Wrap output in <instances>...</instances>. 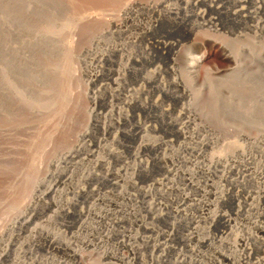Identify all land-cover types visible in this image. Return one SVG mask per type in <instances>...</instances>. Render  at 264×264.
Listing matches in <instances>:
<instances>
[{"label": "rangeland", "instance_id": "obj_1", "mask_svg": "<svg viewBox=\"0 0 264 264\" xmlns=\"http://www.w3.org/2000/svg\"><path fill=\"white\" fill-rule=\"evenodd\" d=\"M86 1L0 0V86L5 84L2 51L5 48L22 51L17 52L21 62L19 86L15 92L10 89V98H0V226H5L6 220L7 224L12 222L9 207L26 198L36 177L44 179L41 191L56 180L59 199L55 207L48 206L52 198L37 192L41 203L33 215L32 225L20 229L14 226L7 235H1L0 252L9 240L11 245L9 256L0 264H264V246L259 240L249 239L250 249L244 251L242 241L234 239L235 234L264 239L257 231V226H264V217L260 214L264 210V137L256 147H251L245 135L239 133L211 134L200 129L198 134H191L199 122L189 108L190 98L173 97L162 90L166 86L169 90L175 89L170 83L184 80L190 55L199 57L196 70L199 80L207 71H228L234 64L222 58L219 45L233 42V46L236 41L237 46L241 44L239 57L244 62L239 67L247 70L244 72L241 68L239 86L215 91L221 93L222 89V93L234 95L233 99L237 97L234 101L239 99L240 110L233 111L219 98L223 113L220 115L225 120L229 118L228 123L247 118L254 98L264 103L261 37L264 0H166L163 4L159 0H132L135 5L131 10L121 8L127 0ZM102 20L107 23L103 24ZM250 41L257 45L256 50L263 46L259 50L262 56L258 57L260 52L248 45ZM249 65L255 67L253 74H249L252 72ZM248 70L250 78H246ZM260 77L263 79L259 80ZM255 78L263 84L257 82L261 85L258 86ZM198 83L192 86L191 93H198L202 103L211 89L207 84ZM259 91H263L262 97ZM87 112L103 122L104 129L92 126L72 158L57 160L55 155L74 139ZM166 118L177 121L176 126L184 134L178 136L164 123ZM123 130L136 135H126ZM206 140L211 141L209 147L201 143ZM227 141L241 146L245 156L239 157L235 152L231 155L229 150L237 146L230 148ZM150 144L155 149H149ZM216 146L224 151L229 148L228 157L236 159L231 164L233 174L223 172L222 167L208 171L207 158ZM189 147H195L193 154L184 150ZM158 157L165 160L160 165L154 161ZM97 159L101 162L96 163ZM142 166L146 173L137 169ZM57 170L66 173L62 179L52 176ZM89 171L102 177L87 176ZM191 171L193 177L189 174ZM188 179L198 189L192 188ZM114 180L118 182L117 187L111 185ZM229 180L233 182L230 184ZM81 189L87 194L78 193ZM230 189L238 197L235 204L226 201L208 208L206 204L214 203L222 191ZM185 193L189 196L187 200ZM238 205L244 208L245 214H236L234 208ZM63 208L74 213H63ZM218 209L231 220V230L222 223L209 222L211 212ZM78 212L80 216L76 215ZM100 215L104 218H99ZM35 224L45 226L49 235H58L63 243L69 244V249L57 248L48 243V238L35 233L32 238L30 233ZM226 239L234 243L224 245ZM72 250H76L77 256ZM221 254H230L232 261L223 260Z\"/></svg>", "mask_w": 264, "mask_h": 264}, {"label": "bare ground", "instance_id": "obj_2", "mask_svg": "<svg viewBox=\"0 0 264 264\" xmlns=\"http://www.w3.org/2000/svg\"><path fill=\"white\" fill-rule=\"evenodd\" d=\"M115 1V0H114ZM118 1V0H117ZM142 1V0H141ZM166 0H159V3L160 4H163L164 2H165ZM194 1H199V0H194ZM200 1H207V0H200ZM17 2V1H16ZM71 2V1H70ZM85 2H87L86 0H85ZM101 2H102V0H101ZM263 2V1H262ZM135 2H133L132 0H127V1H125V2H122V4H121V8H124L125 10H127V9H129V10H131L132 9V7H133V5H135L134 4ZM75 4V3H74ZM87 4V3H86ZM93 4H94V2H93ZM98 4H99V2H98ZM111 4V3H110ZM95 5H96V3H95ZM101 5V4H100ZM118 5V4H117ZM14 6V5H13ZM104 7H105V5H103ZM112 6V5H111ZM164 6V5H163ZM211 6V5H210ZM16 7V6H15ZM118 7V6H117ZM5 8V7H4ZM77 8V7H76ZM85 8V7H84ZM91 8V7H90ZM116 8V7H115ZM192 8V7H191ZM2 9V8H1ZM83 9V8H82ZM104 9V8H103ZM102 9V10H103ZM124 9H122V10H124ZM5 10V9H4ZM108 10V9H107ZM245 10V9H244ZM2 11V10H1ZM0 11V12H1ZM12 11V10H11ZM79 11V10H78ZM116 11V10H115ZM119 11V10H118ZM125 12V11H124ZM3 13V12H2ZM165 13V12H164ZM167 13V12H166ZM234 14V13H233ZM4 15H5V13H4ZM3 15V16H4ZM10 15H14V12H13V14L12 13H10ZM115 15V14H114ZM164 15V14H163ZM2 16V17H3ZM102 16H104V15H102ZM107 16V15H106ZM231 16V15H230ZM6 18V17H5ZM9 18V17H8ZM13 18H15V16H13ZM130 18V17H129ZM105 19V18H104ZM0 20H1V18H0ZM13 20V19H12ZM107 20V19H106ZM112 21V20H111ZM110 21V22H111ZM101 22V21H100ZM102 22H103V20H102ZM107 23V22H106ZM106 23H104L103 22V24H106ZM112 23H113V21H112ZM116 22H114V24H115ZM92 24V23H91ZM102 24V23H101ZM102 24V25H103ZM117 24H119V23H117ZM85 25H86V23H85ZM94 25V24H93ZM100 25V24H99ZM109 25V24H108ZM116 25V24H115ZM87 26V25H86ZM89 26H90V24H89ZM109 26H111V25H109ZM113 26V25H112ZM99 27V26H98ZM97 27V28H98ZM107 27V26H106ZM114 27V26H113ZM96 28V27H95ZM260 28V27H259ZM264 28V27H263ZM106 29V28H105ZM104 29V30H105ZM89 30V29H88ZM107 30V29H106ZM87 31V30H86ZM94 31V30H93ZM101 31H103V29L101 30ZM89 32V31H88ZM107 32V31H106ZM101 33H103V32H101ZM94 34H95V32H94ZM100 34V33H99ZM102 35V34H101ZM263 36H261L262 37V42L264 43V34H262ZM92 36V35H91ZM97 38H99V37H97ZM18 39V38H17ZM21 39V38H20ZM22 41V40H21ZM33 41H34V39H33ZM5 42V41H4ZM18 42V41H17ZM79 42H81V41H79ZM89 42V41H88ZM207 42V41H206ZM208 42H209V40H208ZM244 42V41H243ZM248 42V41H247ZM8 43V42H7ZM19 43H21V42H19ZM23 43V42H22ZM210 43V42H209ZM214 43V42H213ZM233 43V42H232ZM232 43H231V45H228V44H224V43H221V45H219V50H220V54H221V56H222V58L225 60V61H227V62H229V63H233L234 64V66L232 67V68H230L229 69V67H228V71L226 70V72L224 71V72H221V73H212V72H209V71H207V72H205L204 73V75H202V78H201V80H199V77H198V75H197V72H196V70H197V63H198V61H199V57L198 56H187L188 57V59H187V65H186V68H187V71L184 73V80L183 79H177L176 81H174V83H170V84H172L173 85V87H175V89H172V90H169V88L166 86V88H160V89H162L165 93H170L171 95H173V97L175 96V97H186V96H188L189 98H190V105H191V107H189V108H191V112H193L194 113V115L195 116H197V120H198V122L199 123H197L198 124V126L197 127H194V129H193V133H191V134H198L199 132H200V129L201 130H203V131H205V133H211V134H220L221 132L222 133H224V132H228V133H230V132H234V133H239V134H241V135H245V137H246V139L248 140V142H249V144H251L250 146L252 147L253 145L256 147V145H257V143H259V139L260 138H263L264 137V103H261V102H257V101H255V98H254V102H251V104H250V109H249V111H250V114H248L247 116V118H244V119H238L236 122H232V123H228V120H229V118H228V120L226 119H224L221 115L223 114L221 111H222V109H221V107L219 106V98H221V100H222V102H223V105L224 106H226L228 109H231V110H233V111H237V110H240V105H239V99L237 100V101H234L235 99H237V97L235 98V99H233V96L234 95H232V94H229L228 92L226 93L225 91V93H226V95H225V93H222V89H221V93L219 92L218 93V91L216 92L215 90H219L218 88H223V87H225L226 88V86H239V85H237V84H239V82H241L240 81V79H242V78H240L239 79V76H240V71L243 73V71L245 72V70H247V69H244L243 70V68H242V66H241V68H242V70H241V68L239 67L240 66V64L241 63H244V62H241L240 60H242V59H240V50H239V46L241 45L240 43H238V45L239 46H237V42L235 41L234 43L236 44V46H237V48H238V50H239V52H238V50H237V48H236V46L235 47H233L235 44H233V46H232ZM242 43V42H241ZM245 43V42H244ZM220 44V43H219ZM246 44V43H245ZM249 44H251V46L253 47V49L254 50H256L255 49V46H257L254 42H251L250 41V43H248V45ZM258 44V43H257ZM261 44V43H260ZM8 45V44H7ZM81 45V44H80ZM254 45V46H253ZM27 46V45H26ZM229 46V47H228ZM231 46H232V49H231ZM246 46V45H245ZM260 46V45H259ZM6 47V46H5ZM4 47V48H5ZM10 47V46H9ZM8 47V48H9ZM23 47V46H22ZM84 47V46H83ZM86 47V46H85ZM250 47V46H249ZM12 48V47H11ZM14 48V47H13ZM16 48V47H15ZM113 48V47H112ZM112 48H111V50H112ZM243 48V47H242ZM257 48V47H256ZM258 48H260V47H258ZM257 48V49H258ZM262 48H263V46H261V50H262ZM17 49H19V48H17ZM15 50L14 49V51H13V49H11V51L9 50V49H7V48H5L2 52V56H1V61H2V65H3V67L1 68V69H3V71H4V77H5V84H4V86H0V98L2 97L3 98V96L4 97H9V91H10V89H14V91H12V92H15V90H17L16 88H18V86H19V83L17 82L18 80H19V78H20V67H19V65H21L20 63L21 62H19L20 60V58L18 59L17 57H19V55L17 56V52H18V50ZM23 48H21V50H22ZM246 49H248V48H246ZM250 49H252V48H250ZM264 49V48H263ZM254 50H251V51H253V54L255 53V51ZM260 50V49H259ZM259 50H256V51H258V53L261 51H259ZM109 51V50H108ZM20 52H22V51H20ZM20 52H18V53H20ZM115 53V52H114ZM250 53H252V52H250ZM88 54H89V52H88ZM263 54H264V52H263ZM95 55V54H94ZM251 55V54H250ZM99 56V55H98ZM256 56V55H255ZM259 56H262V54H261V52H260V55H258V57ZM257 57V56H256ZM264 57V56H263ZM100 58V57H99ZM262 58V57H261ZM259 60H260V58H258ZM106 60V59H105ZM247 61V60H246ZM252 61H253V59H252ZM262 63H264V60H263V58H262ZM249 63V62H248ZM65 64V63H64ZM232 64V65H233ZM246 64V63H245ZM244 64V65H245ZM66 65V64H65ZM229 65V64H228ZM250 65H252V64H250ZM250 65H249V67H250ZM260 65V64H259ZM71 66V65H70ZM73 66V65H72ZM248 66V65H247ZM253 66V65H252ZM251 66V67H252ZM262 66H264V65H262ZM246 67V66H245ZM248 68V69H252V72H249V70L248 71H246V75H247V73L249 72V74L250 73H252L253 74V69L255 68ZM240 68V69H239ZM247 68V67H246ZM227 69V68H226ZM66 70V69H65ZM256 71V70H255ZM98 72V71H97ZM97 72H95L93 75L94 76H96L97 75ZM218 72V71H217ZM260 72V71H259ZM241 73V74H242ZM257 73H258V71H257ZM257 73H254L256 76H258L257 75ZM261 73H263V72H261ZM183 74V73H182ZM243 75H245V74H243ZM245 75V76H246ZM264 75V74H263ZM263 75H262V77H263ZM89 76V75H88ZM100 76V75H99ZM182 76V75H181ZM244 76V77H245ZM250 76V75H249ZM260 76V75H259ZM11 77V78H10ZM152 77V76H151ZM151 77H150V79H151ZM155 77V76H154ZM251 77V76H250ZM250 77H248V75H247V77L246 78H250ZM254 76H252V78H253ZM262 77H260L259 78V80H262L263 78ZM157 78V77H156ZM258 78V77H257ZM257 78H255V82H256V79ZM8 79H11V80H8ZM7 80H8V83H7ZM248 80V79H247ZM76 81V80H75ZM112 81V80H111ZM198 81H200L203 85L205 84H207L208 86H210L209 88L211 89V93H209V95H208V97H206V100L205 101H203L202 103H200L199 102V96H197L198 95V93H197V95L195 94V95H193V93H191V90H192V86H197V83H198ZM244 80H242V82H243ZM151 82V81H150ZM155 82V81H154ZM257 82H259L260 83V81H257ZM256 82V83H257ZM263 82H264V79H263ZM263 82L261 81V83L263 84ZM11 83V86H9L8 84H10ZM71 83V82H70ZM260 83V84H261ZM76 84V83H75ZM199 84V83H198ZM261 84V85H262ZM223 85V86H222ZM241 85H242V83H241ZM244 85V84H243ZM257 85H258V83H257ZM256 85V86H257ZM261 85H258V86H261ZM5 86H7V88L5 87ZM254 86V85H253ZM264 86V85H263ZM262 86V88H264ZM157 87V86H156ZM160 87V86H159ZM78 88V87H77ZM104 88V87H103ZM116 88V87H115ZM236 88V87H235ZM234 88V89H235ZM238 88V87H237ZM262 88H259V89H262ZM161 90V91H162ZM223 90H224V88H223ZM82 92V91H81ZM259 92H261V91H259ZM258 92V93H259ZM263 92V91H262ZM261 92V94H260V96L262 97L263 95V93ZM10 93H11V91H10ZM117 93V92H116ZM258 93H257V97H259L258 96ZM76 94H77V92H76ZM81 94V93H80ZM120 94V93H119ZM220 94L222 95V94H224V96L222 95V97H220ZM74 96V95H73ZM76 96V95H75ZM80 96V95H79ZM88 96V95H87ZM86 96V97H87ZM89 97V96H88ZM91 97V96H90ZM89 97V98H90ZM264 97V96H263ZM1 98V99H2ZM10 98V97H9ZM8 98V99H9ZM13 98V97H12ZM11 98V99H12ZM85 98V97H84ZM100 98H101V96H100ZM106 98V97H105ZM126 98V97H125ZM135 99H136V97H134ZM73 99V98H72ZM104 99V98H103ZM262 99V98H261ZM260 98H259V100H261ZM3 100V99H2ZM74 100V99H73ZM91 100V99H90ZM99 100H101V99H99ZM224 100V101H223ZM257 100V99H256ZM263 100V99H262ZM65 101V100H64ZM85 101V100H84ZM93 101V100H92ZM264 101V100H263ZM94 102V101H93ZM128 103V102H127ZM134 103H137V100H135V102ZM150 103V102H149ZM130 104V103H129ZM146 104H148V103H146ZM149 105V104H148ZM147 105V106H148ZM151 106H154L155 105V103L153 104V103H151L150 104ZM189 105V106H190ZM0 107H1V104H0ZM144 107V106H143ZM150 107V106H149ZM83 109V108H82ZM87 109V108H86ZM80 110H78V112H79ZM94 111V110H93ZM110 111V110H109ZM187 112V111H186ZM88 113V114H87ZM87 113H85V115H84V117H83V119H82V121H81V124H79L80 125V127L78 128V130L75 132V135H74V139L71 141V143L69 142L68 144L66 143V144H64V147L62 148V150L58 153V154H54L55 156H57V160H67L68 158H72V156H73V154H75V153H77L79 150H80V147L82 146L81 145V143H82V140L89 134V131H90V128H92V126L94 127V126H97V125H99V128H100V126L102 127V129H104L103 127V125H104V123L103 122H100L97 118H92V117H90V112H87ZM95 113V112H94ZM222 113V114H221ZM186 114V113H185ZM221 114V115H220ZM99 115V114H98ZM92 116V115H91ZM119 116V115H118ZM124 116V115H123ZM68 117V116H67ZM81 117V116H80ZM66 119V118H65ZM175 119V118H174ZM194 119V118H193ZM24 120V119H23ZM166 120H167V118H166ZM236 120V119H235ZM233 121V120H232ZM179 122V121H178ZM189 122V121H188ZM229 122H230V120H229ZM100 123V124H99ZM101 123H103V124H101ZM108 123V122H107ZM164 123L166 124V125H169V126H171L172 128H173V130H175L174 132H176V134L178 135V136H181L182 134H184V131L182 130V129H180L179 127H177L176 125H177V121L175 122V120H172V119H170L169 118V120H167L166 122L164 121ZM192 123V122H191ZM106 124V123H105ZM196 124V123H195ZM108 125V124H107ZM106 125V126H107ZM189 125V124H188ZM114 126V125H113ZM180 126V125H179ZM185 126V125H184ZM191 126V125H190ZM188 127V126H187ZM95 128V127H94ZM113 128V127H112ZM108 129V128H107ZM143 129V128H142ZM71 130V129H70ZM129 130V129H128ZM143 131V130H142ZM73 132H74V130H73ZM107 132V131H106ZM122 132H124V130L122 131ZM124 133H126V135H136L134 132H129V131H125ZM123 133V134H124ZM137 133V132H136ZM139 133V132H138ZM203 133V132H202ZM125 135V134H124ZM223 135V134H222ZM232 135V134H231ZM215 136V135H214ZM217 136V135H216ZM185 137V136H184ZM217 137H219V136H217ZM226 138V137H225ZM208 139H210V137L208 138ZM211 140V139H210ZM215 141V140H214ZM213 141V142H214ZM245 141V140H244ZM263 141V140H262ZM8 142V141H7ZM211 141H209V140H206V141H202L201 143H202V145H204V146H207V147H209V145L211 144L210 143ZM225 142V141H224ZM155 143V142H154ZM227 143H229L228 141H227ZM226 143V144H227ZM232 145H231V144ZM229 143V145L228 146H230V148H235V146H237V145H235V143H232V142H230ZM159 144V143H158ZM158 144H156V145H158ZM196 144V143H195ZM222 144V143H221ZM234 144V145H233ZM85 145V144H84ZM153 146H155V145H153V144H150V145H148V148L150 149V147L151 148H153V149H155V147H153ZM161 146V145H160ZM196 146H197V144H196ZM215 146V145H214ZM222 146V145H221ZM224 146H226V145H224ZM224 146H222V147H224ZM232 146V147H231ZM142 147V146H141ZM157 147V146H156ZM203 147V146H202ZM217 147V146H216ZM220 148V147H217V149L216 148H214V149H216V150H212V152L209 154V156H208V158H207V163H209L208 164V171H212L213 172V170L214 171H217V167H222V169H223V172H226V173H232L233 174V172H234V169H233V167H232V161L234 162V161H236V159L235 158H231V155H232V153L233 152H235L236 153V155H238L239 157H244L245 156V154H244V149H242L241 148V146H237V147H240V148H238V149H231V150H229V148L228 147H226V148H228L226 151H224V148ZM58 148V147H57ZM159 148V147H158ZM195 148V147H194ZM194 148H184V150L186 149V150H188V151H190V153L191 152H195V149ZM201 148V147H200ZM225 148V149H226ZM197 149V148H196ZM199 149V148H198ZM259 149V148H258ZM105 150H106V148H105ZM110 150H111V148H110ZM229 150V152L231 153V155H230V157H228V153H227V151ZM234 150V151H233ZM256 150V149H255ZM54 151V150H53ZM232 151V152H231ZM260 151H262V150H260ZM110 152L111 151H109V154H110ZM106 153V152H105ZM234 153V154H235ZM108 154V153H107ZM136 154V153H135ZM191 154H193V153H191ZM233 154V156H235ZM264 154V153H263ZM111 155V154H110ZM117 155V154H116ZM158 155V154H157ZM111 156H113V155H111ZM115 156V155H114ZM168 156V155H167ZM204 156V155H203ZM54 157V156H53ZM95 157H97L96 155H95ZM254 157V156H253ZM164 158H166V156H164ZM163 157H158V158H156L154 161H155V163L156 164H159L160 165V163L163 161V159H164ZM237 158V157H236ZM104 159V158H103ZM189 159V158H188ZM54 161V160H53ZM117 161V160H116ZM119 161V160H118ZM165 161V160H164ZM163 161V162H164ZM183 161H185V160H183ZM205 161V160H204ZM245 161H246V159H245ZM81 162H83V161H81ZM99 162H101L100 160H98L97 159V161H96V163H99ZM105 162V161H104ZM123 162H125V161H123ZM153 162V161H152ZM253 162V161H252ZM41 163V162H40ZM54 163H55V161H54ZM143 163V162H142ZM3 164V163H2ZM43 164V163H42ZM100 165V164H99ZM103 165V164H102ZM101 165V166H102ZM141 166V165H140ZM73 166H71L70 168H72ZM143 167V166H142ZM137 168V169H142L141 171L143 172V173H146L147 172V170H146V168ZM77 168V167H76ZM203 169V168H202ZM207 169V168H206ZM43 170V169H42ZM72 170H73V168H72ZM252 170V169H251ZM263 170H264V168H263ZM137 171V170H136ZM140 171V170H139ZM181 171V170H180ZM187 171V170H186ZM168 172V171H167ZM183 172V171H182ZM195 172V171H194ZM264 172V171H263ZM63 173H65V172H63ZM62 172H61V170H57L55 173H53V177H55V178H58V179H60L62 176H64V174H63ZM173 173V172H172ZM205 173V172H204ZM239 173H241V172H239ZM34 174V173H33ZM36 174V173H35ZM66 174V173H65ZM189 174L192 176L193 175V172L191 171V172H189ZM32 175V174H31ZM87 176L88 175H94L95 177H102V175L100 176V175H97V174H95V173H93V172H88L87 174H86ZM107 175V174H106ZM108 175H109V173H108ZM119 175V174H118ZM127 175V174H126ZM185 175V174H184ZM217 175V174H216ZM34 176V175H33ZM32 176V177H33ZM47 176V175H46ZM66 177V176H65ZM64 177V178H65ZM104 177V176H103ZM120 177V176H119ZM186 177V176H185ZM193 177V176H192ZM216 177V176H215ZM243 177V176H242ZM69 178V177H68ZM92 178V177H91ZM106 178V177H105ZM113 178V177H112ZM121 178V177H120ZM228 178V177H227ZM244 178V177H243ZM253 178V177H252ZM31 179V178H30ZM29 179V176H28V180H30ZM37 179V177L34 179V181L32 182V183H29V182H31V181H29L28 183H29V185H31L32 184V188H31V190L29 191V193L28 194H26L25 195V199H23V201H21V203L19 204V202H18V204L16 205V206H10L9 208H10V214H8V215H11L12 216V222H10L9 224H7L8 223V220H6L7 221V223L5 224V217H3V219H4V224H5V226H3V225H1L0 227V238H1V235L2 236H5V234L7 235V231L8 230H11L14 226L16 227H18L17 229H20V228H22V227H27L28 225H32L31 223H32V219H33V215H34V213L36 212V211H38L37 210V208H38V206H39V204L41 203L40 202V199L39 198H37L36 196H37V192H39L40 193V196H50L52 199V201L49 203V204H47L48 206L50 205H53L54 207H55V205H57V203L59 202V199L57 198V190H55L56 188H55V184H56V180L54 181V183H50V184H48L42 191L40 190L41 188V184L43 183V181H44V179L42 178V179H40V180H36ZM62 179V178H61ZM184 179V178H183ZM192 179V178H191ZM249 179H251V177H249ZM27 180V181H28ZM104 180V179H103ZM124 180V179H123ZM189 180V179H188ZM197 180V179H196ZM233 180V179H232ZM232 180H229L228 182H230V184L233 182ZM244 180V179H243ZM246 180V179H245ZM59 181V180H58ZM190 181V183L191 184H189L190 186H192V188H194V189H198L197 188V186L196 185H194L192 182H193V180H192V182H191V180H189ZM235 181H237V180H235ZM26 182V181H25ZM109 182V181H108ZM224 182V181H223ZM228 182H227V184H228ZM239 182V181H238ZM250 182H252V181H250ZM66 183V182H65ZM131 183V182H130ZM206 183V182H205ZM217 183V182H216ZM221 183H222V181H221ZM22 184H24V181H23V183ZM57 184H58V182H57ZM128 184H129V182H128ZM160 184V183H159ZM173 183H171V185H172ZM198 184V183H197ZM213 184V183H212ZM252 184V183H251ZM21 185V184H20ZM73 185V184H72ZM112 186L113 185H115V187H117L116 185H118V182L117 181H115L114 180V182H112V184H111ZM132 185V184H131ZM156 185V184H155ZM170 185V184H169ZM236 185H238V184H236ZM240 185V184H239ZM245 185V184H244ZM58 186V185H57ZM60 186V185H59ZM160 186V185H159ZM203 186V185H202ZM212 186V185H211ZM221 186H223V185H221ZM17 187V186H16ZM26 187V186H25ZM43 187V186H42ZM63 187V186H62ZM114 187V186H113ZM216 187V186H215ZM220 187V186H219ZM233 187V186H232ZM245 187V186H244ZM29 188V189H30ZM40 188V189H39ZM119 188V187H118ZM121 188V187H120ZM155 188V187H154ZM218 188V187H217ZM216 188V189H217ZM234 188H236V186L234 187ZM177 189V188H176ZM202 189H203V187H202ZM222 189V188H221ZM22 190V189H21ZM59 190H61V189H59ZM155 190V189H154ZM159 190V189H158ZM169 190V189H168ZM200 190V189H199ZM204 190V189H203ZM264 190V189H263ZM95 191V190H94ZM141 191V190H140ZM164 191V190H163ZM173 191V190H172ZM234 190H226L225 192L224 191H222V193H220L214 200H215V202L214 203H212V204H210V203H208V204H206V203H204V205L206 204L207 206H208V208L210 207V205H216V204H224L226 201H230L231 203L233 202L234 204H235V202L237 201V195H236V193H234L233 192ZM127 192V191H126ZM205 192V191H204ZM210 192V191H209ZM214 192V191H213ZM217 192V191H216ZM251 192H252V190H251ZM262 192V191H261ZM78 193H81L82 195H85V194H87V192L86 191H84V189L82 190H80ZM167 193L169 194V192L167 191ZM177 193V192H176ZM253 193V192H252ZM17 194V193H16ZM140 194V193H139ZM211 194V193H210ZM214 194H215V192H214ZM17 196V195H16ZM44 196V197H45ZM123 196V195H122ZM184 196H186V200H187V198L189 197V196H187L186 195V193H185V195ZM22 197V196H21ZM215 197V196H214ZM36 198V199H35ZM189 199V198H188ZM15 200V199H14ZM19 200V199H18ZM72 200H74V199H72ZM123 200V199H122ZM129 200V199H128ZM261 200H263V199H261ZM20 201V200H19ZM43 201V200H42ZM77 201V200H76ZM111 201V200H110ZM181 202V201H180ZM203 202V201H202ZM211 202V201H210ZM243 202H246V201H243ZM264 202V201H263ZM72 203H73V201H72ZM112 203L114 204V205H118V203L117 202H113L112 201ZM184 203H185V200H184ZM254 203V202H253ZM9 204V203H8ZM16 204V203H15ZM149 204V203H148ZM153 204V203H152ZM158 205L160 204V203H157ZM245 204H247V202L245 203ZM76 205V204H75ZM144 205V204H143ZM165 205V204H164ZM184 205V204H183ZM248 205V208H250V204L248 203L247 204ZM253 205V204H252ZM123 206V205H122ZM149 206V205H148ZM235 206V205H234ZM233 206V207H234ZM243 206H245V205H243ZM145 207V206H144ZM151 207V206H150ZM165 207V206H164ZM232 207V208H233ZM262 207V206H261ZM214 208V207H213ZM162 209V208H161ZM170 209V208H169ZM211 209V208H210ZM235 209V212H236V214H242V213H244L245 214V210H244V208L242 209L241 208V206H237V207H235L234 208ZM250 209H252V208H250ZM133 210H135V209H133ZM133 210H131L132 211V213H134L133 212ZM165 210V209H164ZM167 210V209H166ZM246 210H247V208H246ZM7 210H5L4 212H6ZM63 213H66V214H73L74 212H70L69 210H68V208H63ZM123 211V210H122ZM147 211H148V208H147ZM160 211V210H159ZM179 211V210H178ZM181 211V210H180ZM205 211V210H204ZM220 210L218 209V211H212L211 212V214H210V216H209V219H210V223L211 224H216V223H222V225H224L225 227L227 226H230V230H231V228L233 227L231 224H230V219L227 217V215H225L224 213H221V212H219ZM232 211H233V209H232ZM244 211V212H243ZM254 211V210H253ZM9 211H7L6 213H8ZM96 212V211H95ZM154 211H152V213H153ZM167 212V211H166ZM172 212V211H171ZM170 212V213H171ZM156 213H158V212H156ZM168 213V212H167ZM176 213V212H175ZM180 213V212H179ZM253 213V212H252ZM256 213V212H255ZM78 214V216H80L81 214H80V212H78V213H76V215ZM125 214V213H124ZM166 214V213H165ZM177 214V213H176ZM208 214V213H207ZM234 214V213H233ZM261 214V216L262 217H264L263 215H264V210H262V213H260ZM5 215V214H4ZM7 215V214H6ZM36 215V214H35ZM131 215V214H130ZM133 215V214H132ZM131 215V216H132ZM158 215V214H157ZM157 215H155V216H157ZM250 215V214H249ZM182 216V215H181ZM99 218H101L102 216L100 215V216H98ZM135 217V216H134ZM201 217H203V216H201ZM207 217V216H206ZM247 217H250V216H247ZM1 218V217H0ZM8 219H9V217H7ZM104 217H102V219H103ZM183 218H184V215H183ZM2 219V218H1ZM0 219V220H1ZM35 219V218H34ZM136 219V218H135ZM246 219V218H245ZM264 219V218H263ZM9 220H11V219H9ZM120 220V219H119ZM242 220V219H241ZM102 221V220H101ZM255 221V220H254ZM1 222V221H0ZM48 222V221H47ZM113 222H115V221H113ZM122 222V221H121ZM233 222V221H232ZM247 222V221H246ZM43 223V222H42ZM108 223V222H107ZM119 223V222H118ZM145 224V223H144ZM176 224V223H175ZM40 225V224H39ZM118 225V224H117ZM249 225V224H248ZM261 225H262V222H261ZM253 226V225H252ZM143 227V226H142ZM150 227V226H149ZM174 227V226H173ZM248 227V226H247ZM45 228V226H43V227H41V226H37L36 224L34 225V227H33V229L31 230L32 232L30 233V236H32V238H33V236L35 235V234H37V235H39V236H44V238H48L47 240L49 241H47L49 244H54V245H56L57 246V248H62V249H64L65 247L66 248H68L69 249V244H66V243H63V241H61V239L60 238H58L56 235H49V232L46 230V229H44ZM145 228V227H144ZM239 227H237V229H238ZM245 228V227H244ZM257 231H259L263 236H264V226H257ZM15 229V228H14ZM229 230V231H230ZM245 230V229H244ZM28 231V230H27ZM199 231V230H198ZM198 231H197V233H198ZM256 231V232H257ZM28 232H30V231H28ZM9 233V232H8ZM35 233V234H34ZM196 233V234H197ZM227 233V232H226ZM233 233V232H232ZM239 233V232H238ZM54 234V233H53ZM128 234V233H127ZM9 235V234H8ZM11 235H13V234H11ZM10 235V236H11ZM226 235H230V233H227ZM188 236H189V234H188ZM187 236V237H188ZM29 237V236H28ZM226 237V236H225ZM257 237V236H256ZM256 237H254V236H251V235H249L248 237H244V238H242L241 236L240 237H238L236 234H235V242L236 241H238V240H240V241H242V244L241 245H244V251H246V249L248 250V249H250L247 245H249V243H248V240L249 239H253V240H255V241H257V240H259L260 242V245L261 246H264V239H262V240H260V239H257ZM3 238V237H2ZM17 238V237H16ZM25 238H26V236H25ZM42 238V237H41ZM30 239V238H29ZM189 239V238H188ZM233 239V238H232ZM28 240V239H27ZM124 240V239H123ZM195 240V239H194ZM224 240V239H223ZM25 241V240H24ZM23 241V242H24ZM149 241V240H148ZM207 241V240H206ZM232 241V240H231ZM230 241V242H231ZM7 242V241H6ZM13 242V241H12ZM84 242V241H83ZM104 242V241H103ZM203 242V241H202ZM227 239H226V241H224L223 243H224V245H231V243H230ZM68 243V242H67ZM232 243H234L233 241H232ZM13 244H14V242H13ZM71 244V243H70ZM240 244V243H239ZM4 245V244H3ZM10 245H11V240H9L5 245H4V248L1 250V252H0V261H2V260H4L6 257H8L9 256V247H10ZM15 245V244H14ZM215 245V244H214ZM73 246V245H72ZM253 246V245H252ZM260 246V247H261ZM14 247V246H13ZM148 247V246H147ZM156 247V246H155ZM232 247V246H231ZM234 247V246H233ZM260 247H258V248H260ZM139 248V247H138ZM71 249V248H70ZM164 249V248H163ZM170 249V248H169ZM254 249V248H253ZM77 250V249H76ZM76 250H72V252L77 256V252H76ZM97 250V249H96ZM167 250V249H166ZM236 250H237V248H236ZM258 250H260V249H258ZM164 251V250H163ZM240 251V250H239ZM244 251H243V253H244ZM165 252V251H164ZM256 252V251H255ZM103 253V252H102ZM104 253H105V251H104ZM236 253V252H235ZM262 254H264V252H262ZM241 255H244V254H241ZM240 255V256H241ZM82 256V255H81ZM252 256V255H251ZM263 256V255H262ZM82 257H84V256H82ZM81 257V258H82ZM221 257L223 258V260H231L232 261V257H231V255L230 254H221ZM92 258H94V257H92ZM95 260V259H94ZM249 260V259H248ZM91 261V260H90ZM181 261V260H180ZM179 261V262H180ZM182 261H183V259H182ZM181 261V262H182ZM18 262H20V261H18ZM262 262V261H261ZM221 263V262H220ZM246 263V262H245ZM244 263V264H245ZM256 264H257V262H256ZM263 264V263H262Z\"/></svg>", "mask_w": 264, "mask_h": 264}]
</instances>
